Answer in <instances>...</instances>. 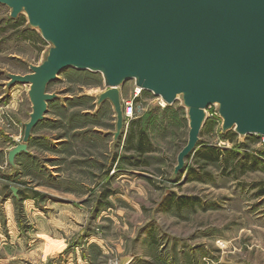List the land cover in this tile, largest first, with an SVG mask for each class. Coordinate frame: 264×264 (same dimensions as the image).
Listing matches in <instances>:
<instances>
[{
	"label": "rangeland",
	"instance_id": "rangeland-1",
	"mask_svg": "<svg viewBox=\"0 0 264 264\" xmlns=\"http://www.w3.org/2000/svg\"><path fill=\"white\" fill-rule=\"evenodd\" d=\"M9 15L0 5V65L9 53L41 63L49 44L26 28L25 13L16 30ZM102 79L68 68L48 84L57 96L14 171L7 154L22 143L29 86L0 87V195L12 196L13 212L5 217L0 205V264H264V136L224 131L212 105L175 174L189 130L181 99L166 104L134 80L123 83L122 106L133 103L147 138L140 155L123 143L132 118L113 139V108L96 104Z\"/></svg>",
	"mask_w": 264,
	"mask_h": 264
},
{
	"label": "water",
	"instance_id": "water-1",
	"mask_svg": "<svg viewBox=\"0 0 264 264\" xmlns=\"http://www.w3.org/2000/svg\"><path fill=\"white\" fill-rule=\"evenodd\" d=\"M0 5L13 19L25 13L29 27L49 44L28 73L8 75V85L29 86L31 103L22 143L7 154L12 167L57 96L47 91L48 84L68 68L101 74L104 90L96 104L110 102L115 141L124 132L125 81L134 80L166 104L181 99L189 130L175 174L195 150L212 105L224 131L264 136V0H0Z\"/></svg>",
	"mask_w": 264,
	"mask_h": 264
},
{
	"label": "crops",
	"instance_id": "crops-1",
	"mask_svg": "<svg viewBox=\"0 0 264 264\" xmlns=\"http://www.w3.org/2000/svg\"><path fill=\"white\" fill-rule=\"evenodd\" d=\"M9 19L10 20H12L13 21V30H16L17 28H19V27H21L22 25L20 24V25H18L17 24V20L16 19H13V18H11L10 17V15H9ZM27 26H26V28L29 30V31H33V29L31 28V27H29V25L28 24H26ZM0 27H1V23H0ZM26 31V30H25ZM10 34V33H9ZM8 34V35H9ZM40 39H42L41 38V36H40ZM43 40V39H42ZM23 41L24 42H28L30 45L31 44H33V42L31 41V40H27V38H24L23 39ZM7 60H8V63H6L7 65H4V66H1L0 65V87L2 88L1 90H3L4 91V89H5V92L6 91H8V92H11V90H13V89H16V88H19L21 85L20 84H15V85H8V81H9V79H8V75L9 74H20V75H24V74H26V73H28V71H29V68H28V66L30 65V64H32L31 62H29V61H27V60H24V59H21L19 56H16V55H13V54H11V53H9L8 54V56H7V58H6ZM17 67H19V68H24V70H17ZM27 90V92H28V88L26 89ZM12 93V92H11ZM13 94V93H12ZM0 97H1V95H0ZM11 103H13L12 101L11 102H9L8 103V106L9 107H13L12 105H11ZM49 104H50V102H49ZM31 107V106H30ZM50 110H51V108H50V105H48V111L50 112ZM30 112H31V110H30ZM45 117H47L46 115L44 116V118ZM28 119H29V115H28ZM43 122V120L42 121H40V122H38L37 124H36V126L38 125V124H40V123H42ZM25 124V123H24ZM23 124V125H24ZM36 126L32 129V132H34L33 130L36 128ZM31 132V133H32ZM31 136H33V134H31ZM2 138H4V136L2 135V134H0V151L1 150H4V146H5V139H3V141H2ZM56 140L54 139V142H55ZM29 143V142H28ZM29 148L27 147V151H23V152H20L19 154H17L16 156H15V159H14V163H15V166L14 167H12L11 165L9 166L10 167V169L12 170V171H14L17 167H18V165H19V163L21 162V160L24 158V157H26V155H29ZM71 157H77V155L74 153V154H69ZM0 157H1V153H0ZM78 158V157H77ZM87 158L89 159V160H91V155H89V156H87ZM77 169H80V166H78L77 167ZM89 172H90V169H89ZM13 194V193H12ZM21 194H23V192H21ZM29 194H31V192L29 193V192H24V198H23V200L25 201V202H28V203H30V196H29ZM9 195V194H8ZM0 205L2 206V209H3V211H4V215H5V217H7V218H11V215H12V196H9V197H6V196H4V197H2L1 195H0ZM42 244V243H41ZM42 247H41V249L43 248L44 250H41L42 251V253H43V251H47V247L44 245V247H43V244L41 245ZM30 256L32 257V254H30Z\"/></svg>",
	"mask_w": 264,
	"mask_h": 264
},
{
	"label": "trees",
	"instance_id": "trees-1",
	"mask_svg": "<svg viewBox=\"0 0 264 264\" xmlns=\"http://www.w3.org/2000/svg\"><path fill=\"white\" fill-rule=\"evenodd\" d=\"M83 71L90 73V74H99V73L90 72L88 70H83ZM131 118L132 119L129 120L127 129H126V136L124 138L123 143L124 145L126 144V146L128 147L126 149H132L141 155L147 152L146 149L144 148V141H146L147 138L145 136L144 130L138 126L140 122L139 120L140 118H138L135 115L132 116ZM134 139L137 141L136 145L133 144Z\"/></svg>",
	"mask_w": 264,
	"mask_h": 264
},
{
	"label": "built area",
	"instance_id": "built-area-1",
	"mask_svg": "<svg viewBox=\"0 0 264 264\" xmlns=\"http://www.w3.org/2000/svg\"><path fill=\"white\" fill-rule=\"evenodd\" d=\"M134 111L135 110H134L133 103L131 101L126 102L125 105L123 106L124 118H131L133 116V114H134ZM263 140H264V138H263Z\"/></svg>",
	"mask_w": 264,
	"mask_h": 264
},
{
	"label": "bare ground",
	"instance_id": "bare-ground-1",
	"mask_svg": "<svg viewBox=\"0 0 264 264\" xmlns=\"http://www.w3.org/2000/svg\"><path fill=\"white\" fill-rule=\"evenodd\" d=\"M137 91H139V88H137ZM180 98V97H179Z\"/></svg>",
	"mask_w": 264,
	"mask_h": 264
}]
</instances>
